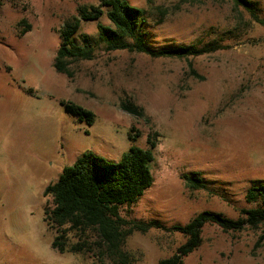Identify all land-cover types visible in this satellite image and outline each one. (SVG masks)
I'll return each mask as SVG.
<instances>
[{"label": "rangeland", "instance_id": "374dc122", "mask_svg": "<svg viewBox=\"0 0 264 264\" xmlns=\"http://www.w3.org/2000/svg\"><path fill=\"white\" fill-rule=\"evenodd\" d=\"M127 1L144 11L151 47L221 48L185 58L107 51L97 41V23L110 25L103 14L81 20L73 40L88 36L96 51L73 64L68 79L53 67L60 29L79 6L100 0H0V264H102L93 248L55 250L45 219L53 206L45 187L86 151L116 162L131 145L155 140L153 183L119 212L162 228L127 237L131 264L172 255L185 237L169 228L202 211L236 219L254 206L245 193L254 180L264 182V0H252L259 20L230 0ZM21 20L31 25L23 34ZM124 100L143 115L122 110ZM67 102L91 111L93 123ZM191 172L207 187L188 190L182 175ZM201 237L182 264H264V226L205 224Z\"/></svg>", "mask_w": 264, "mask_h": 264}, {"label": "trees", "instance_id": "16d2710c", "mask_svg": "<svg viewBox=\"0 0 264 264\" xmlns=\"http://www.w3.org/2000/svg\"><path fill=\"white\" fill-rule=\"evenodd\" d=\"M230 1L244 8L253 20H259L256 2ZM77 12L78 17L67 20L60 29L62 41L53 60L54 69L68 79L73 77V64L94 57L97 41L107 51L127 50L152 58H185L221 48L210 44L202 47L194 44L151 47L146 40L144 11L127 0H100L96 6H79ZM103 14L110 25L97 23L98 40L84 36L81 44L75 43L73 37L80 29L81 20H98ZM19 25H23L21 34L31 28L25 20H21ZM65 107L79 120L93 123L91 111L71 102L65 103ZM120 108L133 116L143 115L142 109L128 100L122 101ZM148 144L147 148L131 145L116 162L86 151L72 165L65 166L55 182L45 187L44 194L50 195L53 203L52 208L45 209V219L54 231L51 246L55 250L80 254L93 248L104 259L102 264H131V255L123 250L127 237L134 231L162 228L155 220L127 221L119 212L121 205L135 202L153 183L151 163L155 140L148 137ZM182 179L188 190L207 187L199 172L184 173ZM245 200L254 206L243 209L242 215L236 219L220 212L202 211L184 226L170 227L180 232L185 241L172 255L156 264H182L184 257L200 245L205 224H215L224 231L240 229L244 224L253 228L264 226V182L254 180L245 193Z\"/></svg>", "mask_w": 264, "mask_h": 264}]
</instances>
